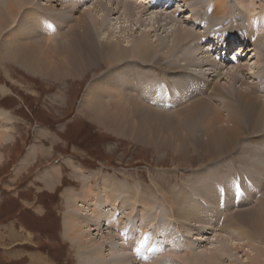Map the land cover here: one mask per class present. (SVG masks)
I'll return each mask as SVG.
<instances>
[{"label": "rangeland", "instance_id": "rangeland-1", "mask_svg": "<svg viewBox=\"0 0 264 264\" xmlns=\"http://www.w3.org/2000/svg\"><path fill=\"white\" fill-rule=\"evenodd\" d=\"M46 1L40 0V3L44 5L50 4ZM87 1L90 2V0ZM128 1L138 0H126V2ZM176 1H173L170 8L166 7L165 10H167L168 14L177 9ZM237 1L239 3L236 0H231V3L237 10L235 12L237 15L217 18L212 10L213 0H178L182 4L184 12L175 13L176 15H173L171 18L184 21L188 14L195 15L194 19L197 26L192 31V38L196 36V42H199L205 35H208V33L201 35L197 30H204V28L210 27H212V34L214 33V35L217 29L221 30L220 33L222 35L227 33L224 31L226 27L230 30L229 33L231 34H246L245 38L241 40L245 42L250 39V41L245 43L249 42L252 48L251 51L249 52L248 48L244 49L243 47L229 50L226 54V61L227 63L228 60L234 61L231 64L228 63V67L230 68L231 66L233 70H240L248 66L253 75H248V72H245L242 75H236L229 81L230 84H235L239 87L240 93L242 91L251 92L255 94L254 96H259L264 101L263 93L259 92V87H261V90H264V39L257 35L256 29L252 27V31L249 27L250 22L253 21L250 17L254 16H252L253 12L256 13L255 9L257 11L264 9V0ZM91 4L92 1L88 4L87 8L93 11ZM145 9L148 10L147 8ZM153 10L150 7L148 11L151 12ZM161 10L163 9L161 8ZM85 11L87 12V9L81 7L72 14V17L79 18ZM140 15L142 14L134 9L129 20L138 19ZM117 16L120 18L119 21L123 22L121 23L122 26L127 24L128 21L124 17L117 14L115 15L116 19ZM245 17L247 19L246 22ZM112 22L115 24L117 20ZM59 25L60 31L63 34L56 30L54 37L56 38V35L57 38L58 35L62 36L59 37L62 44L67 45V43L71 42V33L69 32L68 34L67 32L70 27L71 29L73 28L72 25L74 24L59 23ZM139 28L140 26H136L135 30ZM238 29L241 31H237ZM129 30L130 28L124 29L121 31V34H124V32L126 34V31ZM247 30L249 34L245 32ZM0 32V46H2L1 44H5L6 38L10 36L4 28H1ZM112 33L110 36L114 38H117L119 35ZM262 33L264 34V29L259 34ZM67 36H70V39ZM54 37L51 39L54 40ZM13 38L14 41L23 43L20 37L14 36ZM224 39L227 38L225 37ZM64 40L67 41L65 42ZM254 42L255 45H253ZM193 47H196V44ZM26 51L29 52L28 50ZM92 51H94L93 54H96L99 50ZM233 52L241 53V55H239V58L235 57L232 55ZM88 53L83 54L78 51L74 56L76 58L80 57L77 62L83 64L84 56H87ZM205 54L211 57V59H216L220 63L216 64L222 66L223 57H220V59L217 57L213 58V53L210 50L205 51ZM55 56L58 59L60 58L59 54H55ZM101 56L102 54L99 53L97 55V58H100L99 60L94 58L90 61V63L94 62L91 63L94 68L87 69V65H84L83 70L76 73H71L73 68L68 65V62L67 67H64L63 70L62 68L58 69L57 66L54 69L53 66L51 69L53 72L55 70L56 74L51 77L50 75L43 76L38 74L37 68H39V65L34 67V61L31 62V65H25L26 68H24L19 58H15L13 61L3 60L2 51L0 50V111L2 110L1 112L6 115L9 114L7 116L9 125L6 124L4 129L12 137V140L8 142H0V156L2 158L0 163V211L9 210L13 214L11 218H17L12 222L0 224V237H6L5 241L0 243V264H79L76 248L65 239L63 220L67 212L65 198L69 194L81 192L85 184L95 190V194L92 197L95 198L97 195L103 194L102 187L106 181L108 186L111 187V196L119 208L116 219L118 220L119 218L122 220L120 222H123L125 220L123 218L124 214H129L134 209L132 225L135 228V234L141 230L140 234L145 231L142 235H146V219L151 222L155 216L158 217L156 219L157 224L154 222L156 230L164 224L163 229L167 231V228H171L170 234L173 235L174 233L182 234V231L186 228L189 232V237L188 232L186 235L184 234L185 246L181 251L186 252L188 258H192L195 253L190 254L188 248H185L186 244L190 243L196 252L207 256L213 252V250L210 251V248L216 245L215 240H221L223 236H226L224 232L222 234L220 232L224 226H227L228 228L226 227V229L228 230L230 227H233L234 222L236 224L240 223L242 214L253 210V208H257V206L261 209L260 204L262 203H257L262 199V197L258 198L259 191L263 188L261 182L256 180V182L251 183L252 178H238L237 182L236 179L233 181V179L230 180L229 178L232 173L243 176L253 171L255 175L254 169H256V165H263L264 157L262 149L264 150V143L258 141L257 133L256 135H252L253 132L248 131L249 138L247 137L248 139L239 142V146L242 148L239 149V154H235V157L222 156L213 158L209 149L211 150L212 146H214V139L208 131H203L204 127L200 124L196 128L202 129L200 138L189 137V141L192 142L179 145L181 142H184L181 141L182 134L180 135L179 132L185 131L187 133L191 130L182 127L176 119L173 122H167L175 124V131H177L175 134L178 135L168 136L167 139L164 137L172 131V125L160 124L159 132L154 133V130H145L146 134L141 136L142 131L140 128L138 127L134 131V123L132 120H128L131 113H127L124 119L123 111L122 113L119 112L115 115L118 120L114 119L115 116L111 114L108 119L112 120V122H107L104 119V117H107L104 110L113 111L121 107L110 106V104L108 106L106 103H97V101L88 104L83 100L93 76L100 73L106 67L104 64L99 63L105 58ZM255 56H257L256 59H254ZM237 60H239L238 63L236 62ZM87 62L88 59L85 60V63ZM241 64L243 66L238 67ZM43 66L46 67L45 64ZM214 67L216 66L212 65V68ZM224 67H227L226 63ZM208 70L210 72L207 73L219 76L223 72L220 67L218 68V73H213L215 69ZM207 76L205 75L206 78ZM208 79L212 80L214 78ZM251 82L252 88L249 87ZM212 83L214 85L216 83L223 84V88L225 86L228 87V85H225L226 78H216L212 80ZM198 88L199 90L203 89L202 92H208L204 87L198 86ZM210 94H212V90H209L208 95ZM211 102L216 103L214 96L211 97ZM84 104L86 105L84 106ZM229 104H233V102L229 100ZM215 111L217 112V109ZM223 112L227 116L229 107L224 108ZM262 115L264 117V114ZM120 120L121 122L124 121L121 125L126 128V136L119 135L116 132V127L120 126L117 122H120ZM215 121L211 120L207 124V129L217 134V127L220 129L222 125L215 124ZM68 126L71 130L73 129L72 132L76 139L82 137L78 144L68 145L65 138L69 133ZM131 130L134 131V134L133 132L130 133ZM216 134L214 135L216 136ZM133 136L138 139L134 140ZM195 139L197 142L194 143ZM137 140L145 141L147 144H142ZM251 148H256L257 150ZM55 171L59 172L61 183L59 184L60 186L57 184L58 186L49 191L45 188L44 179L47 174ZM219 175L227 178L225 180L224 178H217ZM204 179L208 182L207 184L202 181ZM216 180L220 182V185ZM226 180L232 181L231 185ZM206 185H208V188L205 187ZM210 185H212L213 191ZM202 187H204L205 191ZM205 192L208 195L212 194V199L204 195ZM239 196L238 202L236 198ZM134 200L139 201V203H142V201L147 203L146 200L152 201L150 210L147 207V210L144 211L141 204L137 202L135 204ZM224 202L230 214L225 216L224 221L222 218L220 221V212H225L223 206L221 208L223 210L220 209V205H223ZM215 206L218 212L214 209ZM184 207H187L189 211H184L182 209ZM194 213L202 215V221L199 224L191 219L190 221H185L177 217L179 214L193 216ZM231 217H233L232 222L228 223L227 221ZM160 220L161 222L158 224ZM164 220L166 223L161 224ZM216 224L217 228L214 230L213 226ZM226 229L225 232L227 233ZM179 230H182L181 233ZM93 233L95 234L93 236L97 237L99 231L97 230ZM101 233L104 236L102 231L99 235L102 236ZM201 235L205 239L203 242L199 241L201 240L199 239ZM116 237L118 239L119 235L117 234ZM123 252L125 251L123 250ZM244 253L238 250L234 251L233 261L237 259L240 261ZM252 253L256 255L258 252L252 249L251 254H247L253 257ZM176 254H173L171 257L177 259L175 257L177 256ZM189 254L190 256H188ZM174 259L171 258V260ZM217 259V261L215 260L216 263L227 260V258L221 260L218 257ZM262 259L261 264H264V258ZM150 261L152 259L144 261L139 257L136 260L140 264ZM234 262L229 261L228 264H237Z\"/></svg>", "mask_w": 264, "mask_h": 264}, {"label": "bare ground", "instance_id": "bare-ground-1", "mask_svg": "<svg viewBox=\"0 0 264 264\" xmlns=\"http://www.w3.org/2000/svg\"><path fill=\"white\" fill-rule=\"evenodd\" d=\"M91 1L93 11L87 8ZM173 1L174 0H166V2L165 0H138L126 2V0H90V2H88L87 0H47L46 2L50 4L44 5L40 3V0H0V29L4 28L6 33L8 32L10 36L6 38L5 44H1L2 46H0L2 59L13 61L15 58H19L24 68H26L25 65H31V62L34 61V67L39 65V68H37L38 74L43 76L50 75L52 77V75L56 74L55 70L53 72L51 69L53 66L54 69L57 66L58 69L62 68L63 70L69 63L68 65L73 68L71 73L83 70L84 65H87V69L94 68V66L91 65V63L94 62L90 63V61L94 58L99 60L100 58H97V55L101 53V57L105 58L103 59L104 61L101 60L99 63L104 64L106 67L100 73L93 76L83 100L88 104L97 101V103H106L107 105L110 104V106L113 105L123 108H117L113 111L105 109L104 111L107 114V117H104L105 121L112 122V120L108 119L111 114L115 116L123 111V118L125 119L127 113H131L130 119L128 120H132L134 123V131H136L138 127L140 128L142 131L141 136L146 134L145 130H154V133L159 132L160 124L172 125V131L170 130L171 132L164 137L167 139L168 136L172 137L177 132L175 131V124L167 121L173 122L174 119H176L182 127L191 130L187 133L185 131L179 132L180 135L182 134L181 141H184L179 145L192 142L189 141V137L200 138L202 129H196L200 124L204 127L203 131H208L214 139L215 144L212 146L211 150L209 149L213 158L222 156L235 157V154H239V149L242 148L239 146V142L249 138L248 131H252V135H256L257 133L258 138H256L258 141L264 143V117L262 115L264 114V101L261 100L259 96H254L255 94L251 92L242 91L240 93L237 85L230 84V81L238 74L242 75L248 72V75L251 74L252 76L253 73H251V69H249L248 66L240 70H233L231 66L230 68L228 67V63L231 64L234 61L231 62L228 60V63L226 61V54L229 50L243 47L244 49L248 48L250 52L252 48L249 42L245 43L250 41V39L243 42L241 39L245 38L246 34H231L229 33L230 30L225 26L226 29L224 28V31L227 33L223 35L220 33L221 30L218 29L215 35L214 33L212 34V27L204 28V30L198 29L197 32L199 31V34L204 35V33H208V35H205L202 40L196 42L197 37L194 36L192 38V31L197 26L196 20L194 19L195 15L188 14L184 21L172 19L171 17L176 15L175 13L184 12L182 4L177 0V9L168 14L165 9L166 7L170 8ZM236 2L238 1L236 0ZM57 7L60 8L57 9ZM81 7L87 9V12L85 11L79 18L75 16L72 17V14ZM150 7L154 9L151 12L148 11ZM161 8L163 10H161ZM134 9L142 15H140L138 19L129 20ZM212 10L217 18L221 16L228 17L237 15V13H235L237 10L231 3V0H213ZM255 12L256 13L253 12L252 14L254 18H251L249 13L250 19L253 20L250 22L249 27L252 31V27L256 29L258 32L257 35L264 39V34H259L264 29V9L261 11L255 9ZM117 14L124 17L128 21L127 24L122 26L121 23L123 22L119 21L120 18L118 16L117 19L115 18ZM116 20L117 22L113 24L112 21ZM246 21L247 19L245 17V22ZM254 22L255 24L253 25ZM59 23L74 24L72 25V29L70 27L68 32L65 31L68 34L69 32L71 33V39L69 38L70 36H67L71 40L67 45L62 44L59 38L62 36L58 35L57 38L56 35V38L54 37L56 30L61 32ZM110 26H112L113 29ZM136 26H140V28L135 30ZM129 28L130 30L126 31V34L125 32L121 34L122 30ZM134 31L136 32L134 33ZM237 31L241 30L238 29ZM112 32L119 34L117 38L110 36ZM245 32L249 34L248 30ZM14 36L20 37L24 44L14 41ZM53 37L54 40H52ZM225 37L227 39H224ZM49 39L51 40L49 41ZM195 44L196 47H193ZM253 45H255V42ZM212 46L213 49L211 50ZM52 47H54V50ZM96 49L99 51H97L96 54L94 53V55V51L92 50ZM209 50L213 53V58L217 57L220 59V57H223L222 66L216 64L218 63L216 59L214 60L206 56L205 51ZM78 51L83 54L89 52L87 56H84L85 59L83 64L77 62L80 57L76 58V56H74ZM9 53H11V55H9ZM55 54H59L60 58H56ZM232 55L239 58L241 53L233 52ZM256 57L257 56H255L254 59H256ZM86 59H88L87 63H85ZM236 62L238 63L239 60ZM225 63L227 67H224ZM43 64H45L46 67L43 66ZM212 65L216 67L212 68ZM241 66H243V64L238 67ZM219 67L223 71L221 76L207 73L210 72L208 69H215L213 73H218ZM205 75L209 77L207 76L206 78ZM212 77L214 78L212 80L220 77L223 79L226 78L225 85H228V87L225 86L223 88V84L217 83L214 85L212 80L208 79ZM198 86L206 88L208 92H202L203 89L199 90ZM249 87H253L252 82L249 84ZM259 89V92L264 95V90H261V87H259ZM209 90H212V94L210 95H208ZM210 96L216 98V103L211 102ZM228 99L231 100L233 104H229ZM85 105L86 104H84V106ZM226 107H229L227 116L223 112V109ZM215 109H217V112ZM1 111L0 142L5 143L12 140V137H10V133L4 129L5 125L9 122L7 117L9 114L6 115ZM210 114L212 116L211 118ZM114 119H116V116ZM211 120H216L215 124L222 125L220 129L217 127V134L207 129V124H209ZM121 123L123 124L124 121L121 122L120 120V122H117L120 126L116 127V132H118L119 135L126 136V128H124ZM134 131L131 130L130 133L133 132L134 134ZM214 134H216V136ZM133 138L134 140L138 139L135 136H133ZM138 142L147 144L145 141ZM193 142L195 143L197 140L195 139ZM251 149L257 150L256 148ZM262 151L264 157V150L262 149ZM1 161L2 158L0 156V163ZM254 171L257 177H255L252 171V173L249 172V174H244L243 176L232 173L229 178L230 180L233 179V181L234 179L237 181L238 178H252L251 183L256 182V180L261 182L263 188L259 191L258 198L262 197V199H258L259 201L257 202L262 203L260 204L261 209L257 206V208H253V210L242 214L240 223L236 224L234 222L233 227H230L228 230L226 229L227 226H224L220 232L221 234L224 232L226 236H223L221 240H215L216 245L210 248V251L213 250V252L209 253L207 256L196 252L189 243L186 244L185 248H188L190 254L193 252L195 254L192 258H188L186 252L181 251L185 246L184 234L186 235L188 232L186 228H184V231H182L183 229L179 230L180 233L181 231L183 232L182 234L174 233L172 235L170 234L171 228H167V231L163 229V223H166L164 220L161 223L163 225L160 224L162 228L159 227V229L156 230V226L154 225L158 218L156 216L153 217L154 219L151 220V222L146 219V235H142L145 231L140 234L141 230H138L139 232L135 234V228L132 225L134 209L129 212V214H124V223L120 222L122 220L119 218L117 220L116 215L119 208L117 203H115L116 201L113 200L111 196V187L108 186L106 181L102 187L103 194L97 195L95 198H92L95 194V190L89 188L86 184L81 192L69 194L68 197L65 198V202H67V212L63 220L65 239L76 248L79 264H140L136 262L137 257L144 261L152 259L150 262H142L141 264H228L229 261H235L234 263L237 264H261L263 261L262 258H264V163L263 165L257 164ZM52 173L53 172H50L45 176V184H51L54 187V182L57 178H54L55 175L53 176ZM217 178H224L225 180L227 177L219 175ZM202 181L206 184L208 183L205 179ZM218 182L219 181H217V183ZM231 182H229L230 185ZM208 185L205 187L208 188ZM116 186L114 187L116 188ZM210 186L212 190V185ZM122 187L124 188V186ZM260 187H262V185H260ZM202 189L205 191L204 187H202ZM251 191L253 190L251 189ZM204 195L210 199H212L213 196L212 194L208 195L206 192ZM239 198L240 196L236 199L238 200ZM146 201L147 203L143 201L139 203V201L137 202L134 200L135 204L136 202L141 204L144 211L147 210V207L149 210L151 208L152 201ZM222 206L225 212H220V221L221 218L224 221L225 216L230 214L225 202L223 205H220V209ZM184 208H182L184 211H189L187 207ZM214 209L218 212L216 206ZM177 217L185 221H190L191 219L197 224L202 221V215L200 216L199 213H194L193 216L179 214ZM232 218L233 217H231L229 221H226L228 223L232 222ZM160 222L161 220L158 224ZM218 226L220 225L218 224ZM213 227L215 230L217 224ZM97 230L99 233L102 231L104 236L102 233V236H100L99 233H96L97 237L93 236L95 235L93 232ZM115 232L119 235L118 239ZM199 239H201L199 240L201 242L205 241L202 235ZM130 247L131 249H129ZM155 247H157V249H155ZM252 249L258 252L256 255L252 253V255H254L253 257L247 254H251ZM123 250L125 252L122 253ZM237 250L245 252L244 256L241 257L242 260L240 258V261H238V259L233 261V252ZM173 254L177 255L175 256L177 259L171 257ZM190 254L188 256H190ZM217 257L221 260L227 258V260L225 262L221 261V263H216L215 260H218ZM171 258L174 260H171Z\"/></svg>", "mask_w": 264, "mask_h": 264}, {"label": "trees", "instance_id": "trees-1", "mask_svg": "<svg viewBox=\"0 0 264 264\" xmlns=\"http://www.w3.org/2000/svg\"><path fill=\"white\" fill-rule=\"evenodd\" d=\"M68 129H69L68 136L66 135V137H65L68 145L78 144V142H80V139L82 137H80L79 139H76V137L74 136V134L72 132L73 129L71 130L69 126H68ZM80 146L82 147V144L81 143H80ZM0 212H1L0 213V224H4V223L6 224V223H8L10 221H13L14 219H17V218H11L13 214H11L9 210H5V211L4 210H1ZM19 219L21 220L20 217H19ZM20 224H21V221H20Z\"/></svg>", "mask_w": 264, "mask_h": 264}, {"label": "crops", "instance_id": "crops-1", "mask_svg": "<svg viewBox=\"0 0 264 264\" xmlns=\"http://www.w3.org/2000/svg\"><path fill=\"white\" fill-rule=\"evenodd\" d=\"M53 174V176H54V178H57V180L55 181L56 183H55V186H58L60 183H61V177L59 176V172L58 171H55V172H53L52 173ZM48 175V174H47ZM45 180V179H44ZM43 180V181H44ZM58 184V185H57ZM54 186V187H55ZM60 186V185H59ZM53 187V185H45V188H47V190H49V191H52V189L54 188ZM12 222V221H11ZM6 238V237H5ZM5 238L4 237H0V243H3V241H5Z\"/></svg>", "mask_w": 264, "mask_h": 264}]
</instances>
